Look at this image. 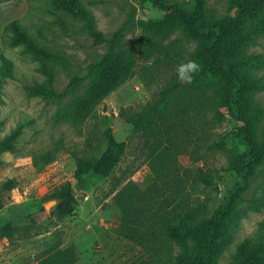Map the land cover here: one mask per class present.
Returning <instances> with one entry per match:
<instances>
[{"label": "trees", "instance_id": "obj_1", "mask_svg": "<svg viewBox=\"0 0 264 264\" xmlns=\"http://www.w3.org/2000/svg\"><path fill=\"white\" fill-rule=\"evenodd\" d=\"M142 1H150L164 11L161 18L141 22L146 36L144 43L127 42L123 31L106 39L82 0H51L57 8L87 19V30L95 41L107 44L102 59L89 65L84 77H73L63 91L55 86L52 67L54 63H68L63 54L36 44L16 21L12 23V43H26L34 59L40 62V71L47 76L45 82L28 86V95L53 102L71 98L68 117L72 122L97 120V107L134 76L136 64L141 59L157 58L149 69L160 82V91L143 109H122L120 115L143 140V150L156 177L155 189L162 199L138 205L148 193L138 191L130 183L117 193L109 207L121 210L120 233L146 249L150 256L146 264H222V255L233 244L235 228L243 213L238 206L245 200L251 181L264 168V109L255 101L256 93L264 90V52L252 50L264 39V0H229L230 11L224 16L209 10L207 0L183 4ZM176 33L195 43L189 58L174 59L176 45L169 46L167 41ZM188 60L201 65L192 83L181 82L176 74L177 66ZM12 65L2 56L0 95ZM157 66L166 67V73ZM228 118L238 124L233 135L245 144L246 151L236 146L228 149L224 134H214L216 139L211 140V125ZM23 126L19 124L0 140V154L17 151ZM102 135L106 147L100 156L93 153L78 156L75 166L78 178L90 173L110 177L127 155L129 142L117 141L110 128ZM100 139L97 136L95 141ZM188 139L196 142V151L197 147L211 152L229 151L227 168L209 166L196 171L197 181L214 189L228 178V193L215 212L205 201L194 204L186 198L178 199L187 180L177 166L176 150L180 140ZM87 143L88 148L94 147L93 138H88ZM44 159V165H48L55 156L49 152ZM13 182L8 185L14 186ZM42 199L45 203L56 202L52 214L59 219L73 215L77 207L71 182L59 185ZM248 203L252 210H261L264 192ZM16 233L13 225L0 220V242L12 240ZM74 262L73 250H57L39 264ZM227 264H264V223L255 237L237 244Z\"/></svg>", "mask_w": 264, "mask_h": 264}, {"label": "rangeland", "instance_id": "obj_2", "mask_svg": "<svg viewBox=\"0 0 264 264\" xmlns=\"http://www.w3.org/2000/svg\"><path fill=\"white\" fill-rule=\"evenodd\" d=\"M167 1L183 4L193 0ZM82 2L106 39L123 31L127 42L144 43L146 36L141 22L164 15L150 1ZM207 7L219 16L230 11L229 0H207ZM15 21L22 24L36 44L66 57V65L52 64L59 91L73 77H84L87 67L107 53V44L97 43L88 32L87 19L57 8L51 0H0V63L5 56L13 64L1 89L0 140L24 124L17 151L0 154V220L9 222L17 232L12 240L0 242V264H39L42 258L57 250H73V264H146L150 261L146 249L120 233L121 210L109 206L117 193L130 183L138 191L148 193L138 205L154 198L158 202L162 199L155 189L156 177L143 150L144 142L120 115L122 109H143L160 91L161 84L149 69L157 58L141 59L136 64L134 76L97 107V120L72 122L68 117L71 98L53 102L28 95V86L45 82L47 76L40 71V62L34 59L26 43H12ZM167 44L176 45L175 60L179 56L189 58L196 47L193 41L178 33ZM252 50L263 53L264 39ZM159 68L166 73V67ZM255 101L264 109V90L256 93ZM107 128L117 141L130 143L127 155L110 177L90 173L78 178L75 167L78 156L90 153L100 156L106 147L102 133ZM211 128L212 141L216 139L214 134H224L228 149L236 146L246 151L245 144L233 135L238 124L231 118L212 124ZM97 136L101 139L95 141ZM88 138H93L94 147L88 148ZM178 144L177 166L187 180L178 199L186 198L194 204L205 201L212 212L217 211L228 193V178L214 189L198 182L196 171L209 166L227 168L229 151L211 152L204 147H197L196 151L193 139L180 140ZM49 152L55 160L44 165V156ZM260 170L251 181L245 200L238 206L243 213L235 228L233 244L222 255V264L229 262L238 243L255 237L262 228L264 206L255 211L248 203L264 192V168ZM9 181H14V186L8 185ZM66 182L74 187L77 207L73 215L59 219L52 214L56 202L45 203L42 198Z\"/></svg>", "mask_w": 264, "mask_h": 264}, {"label": "clouds", "instance_id": "obj_3", "mask_svg": "<svg viewBox=\"0 0 264 264\" xmlns=\"http://www.w3.org/2000/svg\"><path fill=\"white\" fill-rule=\"evenodd\" d=\"M201 70V65L196 60L181 62L177 66L176 74L181 82L192 83L194 75Z\"/></svg>", "mask_w": 264, "mask_h": 264}]
</instances>
